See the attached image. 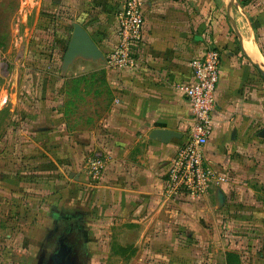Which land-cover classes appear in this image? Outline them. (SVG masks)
Wrapping results in <instances>:
<instances>
[{
  "label": "crops",
  "instance_id": "crops-1",
  "mask_svg": "<svg viewBox=\"0 0 264 264\" xmlns=\"http://www.w3.org/2000/svg\"><path fill=\"white\" fill-rule=\"evenodd\" d=\"M124 2L36 0L28 10L27 0H21L20 21L35 12L34 23L18 35L12 28L9 50L0 60V78L5 82L0 110L4 107L8 131L4 141L9 146L2 155L5 160L20 156L38 165V174L29 175L32 180L23 176L15 183L18 193L34 192L27 181L36 180L51 185L57 200L82 199L84 212L66 213L71 221L60 222L86 219L90 234L100 238H112L113 226L118 229L115 237H121L125 225L131 230L128 237L136 240V254L142 250L143 264H197L203 258L217 264L222 255L221 262L227 264V252H235L241 244L226 239L222 225L238 220L252 231L245 237L247 250L252 251L251 244L264 250V80L241 52L223 0H144L146 22L138 64L120 70L110 68L107 57L118 43V15ZM245 10L264 54V0H250ZM237 19L242 30L247 28L240 14ZM78 23L102 58L78 54L66 61ZM211 47L221 52L222 73L206 157L227 180L203 197L175 200L165 192L166 179L192 120L190 104L176 85L190 80L191 61ZM88 74H104L114 100L99 130L81 134L92 144L82 146L84 154L98 138L111 144L102 149L106 155L101 150L106 157L97 161L103 173L96 183L91 180L98 177L93 161L85 175L61 166L66 112L71 109L67 85ZM154 130L181 137L162 142L151 138ZM78 134L71 132L68 138L81 142ZM80 151L79 146L70 147L68 157L79 159ZM48 159L53 160L50 166ZM59 226L46 232L40 254L51 246Z\"/></svg>",
  "mask_w": 264,
  "mask_h": 264
},
{
  "label": "rangeland",
  "instance_id": "rangeland-1",
  "mask_svg": "<svg viewBox=\"0 0 264 264\" xmlns=\"http://www.w3.org/2000/svg\"><path fill=\"white\" fill-rule=\"evenodd\" d=\"M35 1L27 0L28 10H31ZM21 5V0H0L1 61L4 60V54L10 47L12 28L16 29L15 34L18 35L19 32L25 33L27 27L32 26L34 23L35 12L32 13L33 15L29 14L28 20L20 21L19 9ZM25 6H23V10ZM24 18L26 19L27 15ZM245 30H247L246 27ZM4 84V80L0 78V104L2 103L3 105L5 103ZM67 92L70 93L69 105L71 109L68 110L69 114L66 112L68 124L64 134L65 141L61 145V150H64L62 153L65 154V160L61 166L64 171L72 167L77 174L85 175V173L88 174L92 170L91 166L93 163L91 161L99 162L100 159L106 157L104 156L105 151L102 149L103 147H111V144L109 141L106 143L100 142L102 141L100 138L95 139L96 142H94L92 149L84 154L82 146H91L92 144L90 139L82 137L81 134L86 131L93 130L96 132L99 130L101 118L105 117L113 104V94L111 85L104 74H88L74 82H69ZM66 98H68V94ZM6 121L4 107H2L0 110V264H56L55 257L58 253V258L68 260L69 264H143L142 250L140 249L136 254L134 251L135 248H138L136 245L134 246L136 240L128 237L131 233L129 228L125 225L123 226V231L120 232L122 238L115 237L118 232L115 226L111 229L112 238H106L105 236L101 238L93 237L90 234L89 223L86 219H84L85 223L81 220L76 223L73 221L71 223H61L59 221V229L52 234L53 238L50 239L51 247L47 248L43 254H40L41 240L49 228L53 229L56 227L54 223L56 219L55 213H73L77 211L82 213L84 212L83 200L79 201L76 199L80 204L57 200L53 197L55 192L51 185L46 187L43 184L44 181H40V183L36 180L27 182H29L28 186L30 185L31 189H34L35 185L37 186L36 190H42L38 192L39 194L37 193L40 199L35 196L26 197L20 190L18 193L15 183H18L23 176L27 180H32L34 175L30 174L32 176L30 177L29 173L31 170L36 169L38 165L36 162L22 160L20 156H16L13 159H9V157L7 160L4 159L3 150L9 147L7 142L4 141L5 136L8 134L7 127H5ZM87 121L90 124H85ZM68 132H72V134L78 132V135L81 136L79 137L81 142H77L76 139H69ZM86 141H89V143H86ZM76 146H79L81 151L79 152V159L75 160L73 157H68V148ZM48 160L50 161L47 162L50 163L48 165H52L53 160ZM85 162L87 163L86 168ZM47 163L39 162L40 166ZM103 170L102 168L101 171ZM99 178V176L96 178L92 176L91 180L96 183ZM48 181L51 182L50 177ZM77 190L82 191L83 189L78 188ZM79 191L76 193V198L81 194ZM61 195L63 197L66 196L62 192ZM247 225V223L244 224V221L239 220L235 223L226 222L222 225V233L226 235V239L229 237L230 241H232V238V242L241 244L235 252H227L225 257L227 258V264H264L263 249L260 250L259 247L249 244L253 248L249 252L247 250L248 246H244L245 237L247 238V235L252 233L251 230L247 229ZM87 231L89 236L85 235ZM253 234L255 235L254 232ZM254 241L258 242V240ZM38 255L40 256L39 260H37ZM221 257H218L220 261L217 264H223L221 261H223L224 256L222 255ZM197 264L213 263L209 259L205 260L203 258Z\"/></svg>",
  "mask_w": 264,
  "mask_h": 264
},
{
  "label": "built area",
  "instance_id": "built-area-1",
  "mask_svg": "<svg viewBox=\"0 0 264 264\" xmlns=\"http://www.w3.org/2000/svg\"><path fill=\"white\" fill-rule=\"evenodd\" d=\"M145 22L144 0H125L118 15V43L107 57L110 68L126 70L137 66ZM221 61L217 47L207 49L191 61L190 80L176 85L190 104L192 120L185 141L170 162L165 192L172 199L203 197L227 180L206 157L221 80ZM100 168L94 162L95 175L100 176Z\"/></svg>",
  "mask_w": 264,
  "mask_h": 264
},
{
  "label": "water",
  "instance_id": "water-1",
  "mask_svg": "<svg viewBox=\"0 0 264 264\" xmlns=\"http://www.w3.org/2000/svg\"><path fill=\"white\" fill-rule=\"evenodd\" d=\"M223 2L226 7L228 24L238 40L241 52L259 70L264 80V54L259 46L257 33L251 17L240 0H223ZM238 14H240L242 22L247 26V30L245 31L239 26L237 19ZM78 54L92 56L96 59L103 57L97 44L93 41L86 29L79 23L74 25L72 43L66 54V61L70 62ZM261 136L264 137V130ZM180 137L181 135L178 133L166 130H154L151 134L152 139L159 138L162 142H169L172 138ZM67 254H69V252H67ZM58 255L59 253L55 257L56 264H69L68 260H65L64 258L59 259Z\"/></svg>",
  "mask_w": 264,
  "mask_h": 264
},
{
  "label": "trees",
  "instance_id": "trees-1",
  "mask_svg": "<svg viewBox=\"0 0 264 264\" xmlns=\"http://www.w3.org/2000/svg\"><path fill=\"white\" fill-rule=\"evenodd\" d=\"M242 5L244 6V8L250 3V0H240ZM37 175L38 174V169H33L30 171L29 175ZM37 186L34 185V189L36 188ZM39 191H42L40 189H38ZM44 191V189H43ZM38 192L36 191V189L34 190V192H28L27 195H25L26 197H30V196H35V197H39ZM25 194V193H23ZM32 198V197H31ZM34 205V204H33ZM62 214H66L65 212H61V213H55V218L57 219L58 217L62 216Z\"/></svg>",
  "mask_w": 264,
  "mask_h": 264
},
{
  "label": "flooded vegetation",
  "instance_id": "flooded-vegetation-1",
  "mask_svg": "<svg viewBox=\"0 0 264 264\" xmlns=\"http://www.w3.org/2000/svg\"><path fill=\"white\" fill-rule=\"evenodd\" d=\"M61 220L71 221V217H70L69 215L62 214V216H60V217H58L57 219H55V220H54V223L56 224V227H54L53 230H55V229L57 228V225L59 224V221H61ZM49 247H51V246L46 247L45 250H46L47 248H49ZM45 250H44V251H45Z\"/></svg>",
  "mask_w": 264,
  "mask_h": 264
}]
</instances>
